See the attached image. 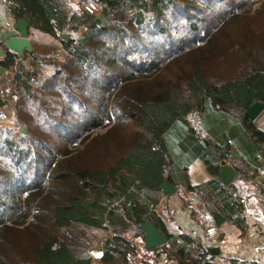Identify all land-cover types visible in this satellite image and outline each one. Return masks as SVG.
<instances>
[{
	"label": "trees",
	"instance_id": "16d2710c",
	"mask_svg": "<svg viewBox=\"0 0 264 264\" xmlns=\"http://www.w3.org/2000/svg\"><path fill=\"white\" fill-rule=\"evenodd\" d=\"M210 1L114 0L101 6L104 24L60 0H27L16 9L33 28L71 39L62 41L50 76L33 69L17 84L19 130L0 126V264H92L97 245L103 264H132L136 248L125 235L144 237L147 221L172 241L156 210L171 166L163 137L189 111H203L206 100L264 141L244 110L264 103V0H225L222 14ZM199 7L216 15L205 36L175 40L169 30L182 21L194 27ZM3 65L22 74L15 54ZM42 78L40 90L50 92L38 100L34 87ZM85 80L91 83L85 101L100 121L72 135L71 104L85 95ZM55 96L68 106L42 137L33 124L57 117V105L47 104ZM26 103H40L37 117H23ZM7 107L0 96V112ZM207 148L202 159L212 180L186 189L211 215L230 212L239 203L221 183L220 165L231 148ZM29 170L37 176L26 182Z\"/></svg>",
	"mask_w": 264,
	"mask_h": 264
},
{
	"label": "crops",
	"instance_id": "0c3cea01",
	"mask_svg": "<svg viewBox=\"0 0 264 264\" xmlns=\"http://www.w3.org/2000/svg\"><path fill=\"white\" fill-rule=\"evenodd\" d=\"M26 1L0 0L1 33L16 22L26 20L15 14L16 9ZM60 1L70 9L71 4L80 7L89 3L98 4L100 9L97 14L102 16V5L98 0ZM63 35H69L71 39V33L57 32L59 40L29 24L28 39L32 50H25L23 58L6 49L3 41L0 42V47L5 49L0 68L4 67L9 54L17 56L22 68L21 74L18 70L4 67L6 70L0 75V96L9 106L17 105L15 91L18 83L28 81L35 70L39 76L41 72L45 74L43 72L49 71L48 67L62 53V41H67L63 40ZM16 74H21L19 81ZM203 115L209 133L207 142L201 143L185 121L175 122L163 137L171 157L170 173L166 179L176 191L169 196L162 194L156 210L173 240L161 248L146 250L144 237L125 236L136 248L132 264H207V260L213 257L218 264H264V141L253 139L238 117L217 108L210 100L204 103ZM255 123L264 134V112ZM213 145L231 148L226 161L236 172L230 186L239 206L230 212L220 210L211 215L202 197L188 191L186 184L201 186L212 180L202 156L209 153L207 147ZM217 218L220 227L217 226ZM210 225H216L221 231L219 246L211 245L207 239L206 228ZM214 250L217 252H212ZM91 254L92 264H103L102 247L97 245Z\"/></svg>",
	"mask_w": 264,
	"mask_h": 264
},
{
	"label": "rangeland",
	"instance_id": "374dc122",
	"mask_svg": "<svg viewBox=\"0 0 264 264\" xmlns=\"http://www.w3.org/2000/svg\"><path fill=\"white\" fill-rule=\"evenodd\" d=\"M230 1H225V0H211L210 3L211 5L216 8L217 10H219V12H221L220 14H222V12L224 10H228L229 9V6H228V3ZM199 10H201V12H203V15L199 14L196 18H195V26L194 27H189L188 23H186L185 21H182L179 25V27L177 28L176 26H173L171 28V30H169V33H171L173 35V38L175 40H178L180 38H194L193 35L191 34H194L195 36H198L199 38H203L205 36V34L207 33L208 31V24H210L211 22V17L212 19L216 18V15L212 16V14H210L207 10L199 7ZM177 28V29H175ZM138 56V55H137ZM53 68H50L48 67V70L51 71ZM47 71V70H46ZM47 71V72H49ZM47 72H43L45 74H43L46 78L48 76H50L51 72L50 73H47ZM45 78V79H46ZM43 78L40 79L39 83H37L34 87V90L38 89V94L35 96L36 99H40L41 98V95L43 96H48L47 94H49L50 90L48 89H42L40 90V86L42 83H43ZM90 82L89 80H85L83 85H81L80 87L84 89L85 91V95L84 96H79L77 101H73L72 104H71V114L69 115V118L68 120L71 119V126L68 128L70 131H71V134H78L80 132L83 131V129L89 125H91L92 123H94L95 121H100V118L99 117H96L94 115V113H92V111L94 110L93 109V103L89 102L87 103L85 101V96L86 94L90 91ZM61 97L60 96H55L53 97L52 99H48L49 102H47V104L49 105H54L56 107V110H55V115L57 117H54L53 119H50L49 122H47V124H44L43 121L39 122L40 123V127L39 126V123H34L33 126L37 129H39V131L41 130L42 133H39V134H42V137L45 136V132L49 131L48 128L53 126L54 123L55 124H59V121H62V120H59V118L62 116V109L63 107H67L68 105H65L64 103H62V101L60 100ZM30 102V101H29ZM82 102V103H80ZM40 103H37L35 106L31 105V103H26L25 104V111L23 113H25V115L23 117H29V118H32V117H37L36 115V112L38 110V106H39ZM14 105H8L7 108H4L2 109V112L7 115V118L1 122L2 124L0 126H2L3 128H8V129H11V130H14V131H18V127L14 126L13 123L15 121V118H14V113L15 111L13 110V107ZM54 106L52 108H54ZM40 119V118H39ZM60 131V128L58 129V132ZM58 140V139H57ZM79 145V144H78ZM40 167L43 168V164L40 165ZM42 171V170H41ZM41 173H39V175L41 176ZM24 174V178H25V181L26 182H31V179H34L37 175H36V172L34 170H29V172H23ZM131 234V233H129ZM128 234V235H129ZM127 236V235H125ZM92 250H95V248H93Z\"/></svg>",
	"mask_w": 264,
	"mask_h": 264
},
{
	"label": "water",
	"instance_id": "95a60500",
	"mask_svg": "<svg viewBox=\"0 0 264 264\" xmlns=\"http://www.w3.org/2000/svg\"><path fill=\"white\" fill-rule=\"evenodd\" d=\"M114 0H98L101 5H108ZM96 20L101 21L104 24L107 20L105 16L96 15ZM1 29V24H0ZM84 28H81L83 31ZM29 37V23L26 20H21L16 22L10 27L5 33L0 32V42L3 41L6 49L17 54L20 58L24 57L25 50H32V46L28 39ZM63 40H69V35H63ZM84 39H80V43H83ZM5 57V49L0 47V60ZM5 68H0V75L5 72ZM21 74H16V79L19 81ZM244 110L246 111L248 117L251 121H256L258 117L264 112V103L255 102L253 104H245ZM26 133V130H23ZM236 177V172L234 168L226 161L223 160L220 165V179L223 186H229L234 178ZM159 190L164 196H169L176 191V188L171 185L168 179L160 185ZM217 226L220 227L219 219L217 218ZM144 232V247L146 250H154L165 246L169 239L166 235L162 234L158 228L150 221L145 222L141 226ZM217 252V250L212 251Z\"/></svg>",
	"mask_w": 264,
	"mask_h": 264
},
{
	"label": "built area",
	"instance_id": "2783aa9c",
	"mask_svg": "<svg viewBox=\"0 0 264 264\" xmlns=\"http://www.w3.org/2000/svg\"><path fill=\"white\" fill-rule=\"evenodd\" d=\"M100 7L98 4L89 3L85 5V10L90 14H97ZM7 116L1 111L0 112V125L2 124ZM185 123L195 133L198 140L201 143L207 142L209 139V133L205 128L203 111L199 109H193L189 111L184 117ZM206 236L208 241L213 246H219L222 240V234L220 229L216 225H210L206 228ZM207 264H218L215 258H209Z\"/></svg>",
	"mask_w": 264,
	"mask_h": 264
}]
</instances>
